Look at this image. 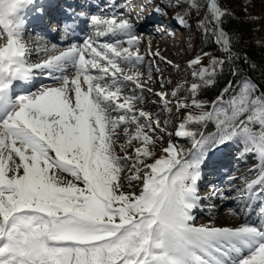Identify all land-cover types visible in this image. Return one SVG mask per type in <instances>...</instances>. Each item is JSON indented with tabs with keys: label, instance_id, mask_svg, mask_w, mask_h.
<instances>
[{
	"label": "snow or ice",
	"instance_id": "6c2138e0",
	"mask_svg": "<svg viewBox=\"0 0 264 264\" xmlns=\"http://www.w3.org/2000/svg\"><path fill=\"white\" fill-rule=\"evenodd\" d=\"M48 8L0 0V264H264V57L244 47V26L264 33V17L226 0H167L155 11L178 9L172 19L189 34L182 65L145 41L141 13L64 8L61 30L79 43L28 39ZM253 43L264 49V35ZM33 50L45 58L31 62ZM161 64L179 77L170 90ZM164 113L180 114L172 132ZM233 149L256 164L224 173L227 193L202 196ZM233 192L229 214L244 222L196 223L206 200Z\"/></svg>",
	"mask_w": 264,
	"mask_h": 264
},
{
	"label": "rangeland",
	"instance_id": "374dc122",
	"mask_svg": "<svg viewBox=\"0 0 264 264\" xmlns=\"http://www.w3.org/2000/svg\"><path fill=\"white\" fill-rule=\"evenodd\" d=\"M84 1L85 0H82L83 3H85ZM114 1L115 0L101 1L100 5L96 6L93 12L99 11V12H104V13H110L112 11H116V12H124L125 14L130 12L131 17L135 18L136 14L139 13L141 9H143L144 11H143V13H141L142 19H141L140 23L137 24L138 32H142L144 34L145 41H147L149 38L151 39V41H152L151 47L153 50H155L158 47L161 50V55L167 57L168 59L173 60L174 63L178 62V63H181L183 65L184 60H186L188 58V55L190 54L189 50H187V43L189 40V34L185 29H183L179 25H177L172 19V15L176 11H178V9H169L168 15L166 17L161 16L159 13H157L155 11L157 6L161 5L162 3H167V0H151L148 3L139 4V5H135L133 3V1H131V0H125L123 2H119V4H117V5L115 4V7L111 10L106 9L105 5L108 3L113 4ZM126 1H128L129 4L126 5ZM192 19L195 20V17L193 16ZM143 24H146L147 26L144 28ZM156 25H160L162 28L165 29V31L162 33L154 32L153 28ZM28 27H29V32H31L32 30H31L30 26H28ZM146 28H148V29H146ZM55 33H56V31H55ZM34 34L37 35L36 33H34ZM57 35H58V33H57ZM38 39H45V38L39 37ZM146 48H147L146 43L142 42L140 44V51H141V54L144 55V58H145L144 63H145V66L147 67V65L149 63V56L146 52ZM179 52H184V56L181 57L180 55H178ZM156 63H160L158 59L156 60ZM153 67H155V65H153ZM161 67L167 69L166 71L163 72V76L172 81L171 84L167 85V89H166V90H170L171 88H173L175 86V83L177 82L179 77L176 74H174L173 69H171L167 65L161 64ZM69 74H71V73H69ZM153 75H154V81H156V82L151 83L150 86L153 88L154 91H159V90H161L160 84L158 83L159 74H156L154 72ZM156 99H157L156 97L152 96L151 94H148L146 103L150 102V101H155ZM150 111H152L153 113H156V112L161 111V109L158 107H152L150 109ZM178 115H180V114L164 113V115H162L160 117L162 123L165 119H168V120L173 122L172 125L169 126L168 131H170V132L174 131V125L176 122V117ZM172 139L177 140V138L175 136H173ZM164 140L166 142L168 140V137L165 136ZM178 142L183 143V144H185V146H187V142L183 139L178 140ZM161 146H162L161 144H159V143L157 144V148H156L157 152H159V148ZM233 150L235 151V149H233ZM129 152H131V149H129ZM247 169H249V168H247ZM225 183H227V181H225ZM226 185H228V184H226ZM125 186H127V182H125ZM211 189H212V186H209L206 188L205 191H202V193L203 192L210 193ZM135 190H139V183L138 182L135 184ZM222 203H221L222 209L216 216L212 215L209 212V210H207V212L205 211V213H203V211L196 212L195 213L196 223L197 224H207L210 219L214 223H216L217 225H224V224L232 225V224H238V223L244 222V220H245L244 215H243V218H241L242 215L236 216V217L231 216L229 214V209H233V206L226 205L224 200L222 201ZM203 210H205V209H203Z\"/></svg>",
	"mask_w": 264,
	"mask_h": 264
},
{
	"label": "bare ground",
	"instance_id": "6f19581e",
	"mask_svg": "<svg viewBox=\"0 0 264 264\" xmlns=\"http://www.w3.org/2000/svg\"><path fill=\"white\" fill-rule=\"evenodd\" d=\"M125 0H117L116 1V5L119 4V2H123ZM45 2L47 4H49V8H48V15L43 19V21L39 20V19H34L32 20L31 24L33 25V30L34 31H38V30H42L45 28V24L47 22V17H50V18H53V13L57 12L58 9L57 7L59 6H63V4H65L67 1L65 0H45ZM129 4L128 1H126V5ZM93 10V7L92 9ZM143 9L140 10L139 13H143ZM52 26L55 27V23L52 24ZM147 25L146 24H143V27L145 28ZM148 29V28H146ZM148 31V30H147ZM149 32V31H148ZM152 34V33H151ZM31 34L27 36L28 39L30 40H34V39H31ZM52 37H50V39L48 40H51ZM35 41H39L40 43H44L46 40H35ZM63 48V47H61ZM61 48H58V49H61ZM45 54L43 52H36L35 50H33L32 52V57H31V62L33 63H36V62H39L41 59L45 58L44 56ZM44 56V57H43ZM43 83H44V80H43ZM51 82H47L45 84H50ZM232 153L233 154H230L228 157L218 161L217 163L218 164H222L223 167L221 168V172L220 174H215V173H210L208 175L205 176V178L203 179V181L201 182V186H200V191L201 190H205L206 189V185L204 184V182H209L207 184V186H215V187H218V186H224V182L227 181V176L224 175V173H227L228 175H236V176H241V175H247L249 173V171L253 168V166L256 164V161L254 159H248L246 162L244 160H238L235 158V151L232 150ZM252 160V161H251ZM249 168V169H247ZM212 177V178H211ZM207 180V181H206ZM228 184V182H227ZM205 185V186H204ZM225 192L228 190L226 188H224ZM201 193V192H200ZM236 195V193H231V195ZM203 196V195H202ZM225 203H229L230 205L234 204V202H228L229 200L226 199L224 200ZM219 202H222L221 200H217V204ZM205 203H208V201L206 200L204 202ZM222 209V208H221ZM221 209L217 210L216 209V206H215V210L212 211L211 213L216 216L220 211ZM199 212V211H198ZM243 220V219H242Z\"/></svg>",
	"mask_w": 264,
	"mask_h": 264
},
{
	"label": "trees",
	"instance_id": "16d2710c",
	"mask_svg": "<svg viewBox=\"0 0 264 264\" xmlns=\"http://www.w3.org/2000/svg\"><path fill=\"white\" fill-rule=\"evenodd\" d=\"M228 6L234 9L238 14L240 13L241 5H246L248 7V12L253 16H261L264 17V0H226ZM264 23V20L261 21ZM249 26H244V30L246 33V44L244 47L248 50L249 55L252 57L254 62H259L262 57H264V49L258 47L253 40L258 38L260 35H264V33H256L255 36L253 33L248 31ZM256 28L260 27V24L255 25ZM199 43V40L197 41ZM259 75L258 73L256 74ZM208 96H214L215 91H211L207 93Z\"/></svg>",
	"mask_w": 264,
	"mask_h": 264
}]
</instances>
